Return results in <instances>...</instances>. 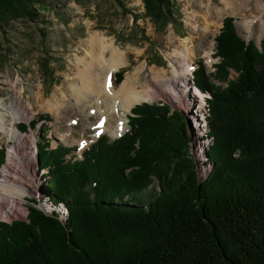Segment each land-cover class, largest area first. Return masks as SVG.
I'll use <instances>...</instances> for the list:
<instances>
[{"label": "trees", "instance_id": "trees-1", "mask_svg": "<svg viewBox=\"0 0 264 264\" xmlns=\"http://www.w3.org/2000/svg\"><path fill=\"white\" fill-rule=\"evenodd\" d=\"M34 1L0 0V23L33 18ZM145 4L154 20L171 12L170 0ZM223 20L217 74L227 81L232 67L237 75L217 88L203 65L195 70L197 85L213 93L214 142L201 180L183 150L184 113L164 102L135 105L123 135H100L79 159L40 141L49 200L67 214L46 213L33 198L26 218L0 220V264H264V37L260 48L233 17ZM155 177L156 193L141 203Z\"/></svg>", "mask_w": 264, "mask_h": 264}, {"label": "rangeland", "instance_id": "rangeland-1", "mask_svg": "<svg viewBox=\"0 0 264 264\" xmlns=\"http://www.w3.org/2000/svg\"><path fill=\"white\" fill-rule=\"evenodd\" d=\"M226 1L230 3L225 4V0H170L171 12L163 10V16L154 20L147 13L145 0H42L40 4L35 0L33 18L21 17L8 24L0 23V102L9 104L20 98L23 105L31 104L29 118L16 122L24 134L22 139H13L11 133L9 136L4 132L0 134V150H4L0 155V179L14 143L23 145L24 154H27L26 159L19 155L18 161L11 160L15 172L10 170L9 174L13 177L17 174L24 182L10 181V189L8 187L5 192L20 198V204H14L11 212L3 211L0 220L11 222L26 218L27 206L33 198L47 213L59 209L62 215L67 214L62 203L54 206L49 200V167L42 166L38 153L40 141L47 142L50 148L61 144L69 148L68 159H79L83 150L100 135L107 134L110 140L120 137L112 136L108 129L98 133L96 128H91L90 123H97L98 118L91 115L88 121L87 114L74 106L73 91L69 88L72 83L80 85L79 72L85 67L80 59L90 57L85 41L94 32L104 33L123 51L124 63L113 72L112 85L118 87L125 75L135 70L143 83L139 89H147V83L153 82L157 90L154 100H143L131 107L126 115L127 130L130 116L134 115L132 108L137 104L164 102L182 111L188 118L192 137V148L187 144L183 150L187 158L198 162L202 175V171L210 166L208 151L214 142L213 137L208 136L207 116L211 111L209 113L206 101L213 93L194 87V83L197 85L195 70L203 65L206 82L217 88L226 86L228 80L236 77L237 71L232 67H227V81L219 79L217 74L216 64L222 60L218 56L217 36L226 17L234 18L239 35L247 42L253 40L261 48L264 37V33L261 35L257 31L258 21L248 30L249 35L241 25L247 19L255 18L259 12L255 5L264 0ZM216 8L218 13H215ZM185 44L194 51L187 58L184 57ZM204 44L211 45L210 61L202 56ZM109 55L110 51L107 52ZM187 62L194 69L193 77L188 73ZM173 67L176 73L172 71ZM121 70L122 76L116 81V72ZM185 72V78L178 79L174 90L169 83L158 85L160 78L171 76L175 80L179 73ZM153 73L160 74V77L152 78ZM178 90L180 94L184 93L182 102L175 96L180 95ZM63 91L66 98L61 97ZM53 96L62 102L58 110L47 105V100ZM70 121L75 124L71 125ZM31 152L36 156L33 161L30 160ZM205 165L207 167L202 169ZM29 167H33L31 173ZM157 181L155 177L153 183L140 192L138 200L141 203H146L156 193ZM21 185L26 190L24 195L19 190Z\"/></svg>", "mask_w": 264, "mask_h": 264}, {"label": "bare ground", "instance_id": "bare-ground-1", "mask_svg": "<svg viewBox=\"0 0 264 264\" xmlns=\"http://www.w3.org/2000/svg\"><path fill=\"white\" fill-rule=\"evenodd\" d=\"M228 3L230 2L225 0V4ZM255 8L259 9V12L257 13V15H255V18L247 19L245 23H241L247 35H249L248 30L252 29V25L255 21H258L257 31L259 32V34L262 35V33H264V1H262L261 3H256ZM215 13H218L217 8ZM85 42L88 46L87 54L90 57L80 59L85 65L84 69H81V71L79 72L80 85L71 82L72 84L69 86V88L73 91L72 94L75 100L73 104L75 107H78L87 114L88 121L90 120L91 115H94L96 116V118H98L97 123H90L92 126L91 128H96V131L98 133H101L105 129H108L111 132L112 136H121L127 130L128 125L126 115L131 110V107L143 100H154L158 95L157 90L153 86V82L147 83V89H139V86L143 85V83H141V80L139 78L140 75L137 74L138 72L135 73V70L132 73L128 72L125 75V78L122 80L121 84L118 87H115L114 85H112V75L113 72L117 70L121 66V64L124 63L123 51H121L120 48L115 45L112 40H110L104 33L101 32L90 33ZM186 42H188V39ZM210 46L207 47V44H204L202 50V56H205L209 61L212 58ZM185 47L187 48V44H185ZM108 51H110L109 56H107ZM193 52L194 51L191 50L190 47H188L186 49V52L184 53V57L187 58L188 55ZM186 67L188 68V73L191 74V77H193V70H190L191 66L188 62L186 63ZM172 71L176 73V69L174 67ZM175 73L174 75H177ZM185 74L187 73H179V75L176 76L175 80H173V77L171 76L168 78H160L158 80V82L160 81L158 85L162 86L169 83L170 87H172V90H174V88L178 84V79H184ZM156 77H160V74L153 73L152 78ZM194 87L200 88L195 83ZM177 92L179 94L181 93L179 90ZM206 93L210 94V92L208 91ZM183 94H175V96L178 97L177 100H180L182 102ZM61 95V97L63 98L67 97L64 91ZM206 101L208 102V99ZM184 102L185 100L183 98V103ZM44 103L45 102H42V104ZM60 103L62 102H60L54 96L47 100L48 107L53 110H58L61 106ZM178 107L180 108V106ZM30 112L31 104L29 103L27 105H23L20 98L13 100L9 104L0 102V134L4 132L9 136V134L11 133V137L13 139H22L24 134L19 131L16 122L19 119H28ZM70 124L73 125L75 124V122L70 121ZM80 143H82L81 140ZM35 146L36 145L34 144V148ZM12 147L13 151L9 152V160L7 164L4 165V175L0 179V216L3 211L4 213L11 212L14 204H20V198H14L13 196H9V193L5 192L7 191L8 187L10 189L9 185L11 184L9 182L13 181L16 184H21L24 182L17 177V174L13 177L9 174V172L10 170L14 171V169L11 167V160L18 161L19 155H23V159L27 158V154H24L26 152L24 151L25 148L20 143H14ZM16 155H18V157ZM29 155L30 160H35V153L33 154L31 152ZM29 168V173H31V168L33 167ZM22 187L23 186L21 185V187L18 188L24 195L26 190Z\"/></svg>", "mask_w": 264, "mask_h": 264}, {"label": "water", "instance_id": "water-1", "mask_svg": "<svg viewBox=\"0 0 264 264\" xmlns=\"http://www.w3.org/2000/svg\"><path fill=\"white\" fill-rule=\"evenodd\" d=\"M148 102H150V101H148ZM184 117H185V122H186V126H187V130H188V134H189V141H188V144L190 145V148H192L191 147V141H192V137H191V135H190V130H189V126H188V118H187V116H186V114H184ZM192 155V154H191ZM193 162H194V165H195V169L197 170V176H198V178H199V180H201V174H200V170H199V165H198V162L196 161V160H193ZM36 207H38V208H40L41 210H43L44 212H46V210H44V209H42V207H39L38 205V203L36 202V204H34ZM47 213V212H46Z\"/></svg>", "mask_w": 264, "mask_h": 264}, {"label": "built area", "instance_id": "built-area-1", "mask_svg": "<svg viewBox=\"0 0 264 264\" xmlns=\"http://www.w3.org/2000/svg\"><path fill=\"white\" fill-rule=\"evenodd\" d=\"M190 70H194V69H190Z\"/></svg>", "mask_w": 264, "mask_h": 264}]
</instances>
